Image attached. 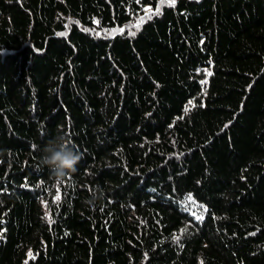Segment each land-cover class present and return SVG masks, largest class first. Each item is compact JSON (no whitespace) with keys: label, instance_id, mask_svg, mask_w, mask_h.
I'll list each match as a JSON object with an SVG mask.
<instances>
[{"label":"trees","instance_id":"obj_1","mask_svg":"<svg viewBox=\"0 0 264 264\" xmlns=\"http://www.w3.org/2000/svg\"><path fill=\"white\" fill-rule=\"evenodd\" d=\"M0 264H264V0H0Z\"/></svg>","mask_w":264,"mask_h":264},{"label":"clouds","instance_id":"obj_2","mask_svg":"<svg viewBox=\"0 0 264 264\" xmlns=\"http://www.w3.org/2000/svg\"><path fill=\"white\" fill-rule=\"evenodd\" d=\"M81 158L82 156L73 141L66 135L57 134L54 138L48 140L41 149L39 163L47 167L55 178L63 180L77 170L76 166ZM97 199L98 197L94 193L87 203L95 207Z\"/></svg>","mask_w":264,"mask_h":264},{"label":"snow or ice","instance_id":"obj_3","mask_svg":"<svg viewBox=\"0 0 264 264\" xmlns=\"http://www.w3.org/2000/svg\"><path fill=\"white\" fill-rule=\"evenodd\" d=\"M168 2L174 4L175 3V0H168ZM157 11H159V9H157ZM58 198V197H57Z\"/></svg>","mask_w":264,"mask_h":264}]
</instances>
